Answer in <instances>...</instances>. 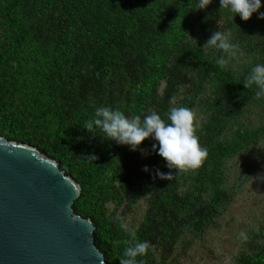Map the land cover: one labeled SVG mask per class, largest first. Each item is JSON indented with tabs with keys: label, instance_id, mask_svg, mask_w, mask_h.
Wrapping results in <instances>:
<instances>
[{
	"label": "trees",
	"instance_id": "1",
	"mask_svg": "<svg viewBox=\"0 0 264 264\" xmlns=\"http://www.w3.org/2000/svg\"><path fill=\"white\" fill-rule=\"evenodd\" d=\"M197 3L0 0V135L38 148L80 185L73 209L94 222L106 264H120L130 238L116 217L128 222L141 201L148 205L136 240L152 246L137 260L177 264L178 248L187 257L262 170L264 122L246 119L264 113V98L243 82L264 64V0L248 21L220 0L203 10ZM219 30H231L242 52L225 68L216 63L221 50L203 48ZM101 106L141 119L154 110L165 120L170 107H189L208 159L171 181L154 180L156 169L170 171L151 150L154 139L140 145L142 155L83 128ZM89 154L97 159L85 160ZM235 161L244 165L232 180ZM249 238L235 264H264V225Z\"/></svg>",
	"mask_w": 264,
	"mask_h": 264
},
{
	"label": "water",
	"instance_id": "2",
	"mask_svg": "<svg viewBox=\"0 0 264 264\" xmlns=\"http://www.w3.org/2000/svg\"><path fill=\"white\" fill-rule=\"evenodd\" d=\"M80 195L58 161L0 135V264H106Z\"/></svg>",
	"mask_w": 264,
	"mask_h": 264
},
{
	"label": "clouds",
	"instance_id": "3",
	"mask_svg": "<svg viewBox=\"0 0 264 264\" xmlns=\"http://www.w3.org/2000/svg\"><path fill=\"white\" fill-rule=\"evenodd\" d=\"M211 3L212 0H198L195 10L206 9ZM220 6L221 9H228L235 16L239 15L243 21H248L262 5L261 0H220ZM259 18L264 19V12L259 13ZM208 47L224 53V56L216 60L221 68L227 67L229 60L238 61L242 55L239 45L232 42L231 30L213 32L203 46V48ZM243 84L247 89L252 88L253 85L257 87L254 99L264 98V64L255 65L245 77ZM172 103H175L174 100ZM165 115L167 120L152 110L141 119L140 115L129 117L119 108L101 106L95 109L94 116L85 122L83 128L93 136L99 130L104 134L101 138L115 141L120 145H128L130 150H139L142 155L148 153L140 148V145L148 138L154 139L158 143H153L151 150L157 152L158 149V155L166 161V167L170 171L165 173L156 169L153 179L158 177L161 180L171 181L179 173L196 171L203 167L209 152L201 145L197 135V113L193 109L172 106ZM83 158L87 161L97 159L94 154ZM143 171L148 172V167L145 166ZM257 179L264 180V177H257ZM106 206L110 207V205ZM116 220L119 221V227L130 237L123 241L127 247L123 258L120 259V264H144L143 261H138L137 257L146 255L152 245L148 241H137L135 229L130 227L123 216H117ZM238 238L247 241L249 236L241 231Z\"/></svg>",
	"mask_w": 264,
	"mask_h": 264
},
{
	"label": "rangeland",
	"instance_id": "4",
	"mask_svg": "<svg viewBox=\"0 0 264 264\" xmlns=\"http://www.w3.org/2000/svg\"><path fill=\"white\" fill-rule=\"evenodd\" d=\"M258 113V112H257ZM252 124L264 122V113H253L246 119ZM244 163L235 161L232 165V180L239 176ZM264 164L262 170L239 193L233 205L219 219L218 227L211 228L202 240H198L182 256L183 246L175 254L177 264H235V258L242 250L250 247V238L245 241L238 238L241 231L248 234L264 225ZM147 202L141 201L129 215L130 227L137 229L147 210Z\"/></svg>",
	"mask_w": 264,
	"mask_h": 264
}]
</instances>
